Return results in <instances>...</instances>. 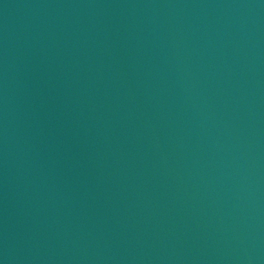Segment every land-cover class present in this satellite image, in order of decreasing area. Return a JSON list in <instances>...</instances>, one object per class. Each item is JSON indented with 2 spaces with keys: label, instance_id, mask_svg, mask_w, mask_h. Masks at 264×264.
I'll return each instance as SVG.
<instances>
[{
  "label": "water",
  "instance_id": "1",
  "mask_svg": "<svg viewBox=\"0 0 264 264\" xmlns=\"http://www.w3.org/2000/svg\"><path fill=\"white\" fill-rule=\"evenodd\" d=\"M0 264H264V0H0Z\"/></svg>",
  "mask_w": 264,
  "mask_h": 264
}]
</instances>
